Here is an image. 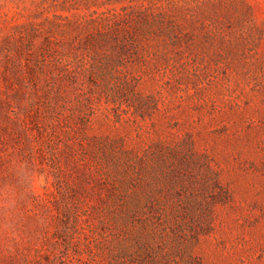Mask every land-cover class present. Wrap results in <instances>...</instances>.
<instances>
[{
    "label": "rangeland",
    "instance_id": "1",
    "mask_svg": "<svg viewBox=\"0 0 264 264\" xmlns=\"http://www.w3.org/2000/svg\"><path fill=\"white\" fill-rule=\"evenodd\" d=\"M0 264H264V0H0Z\"/></svg>",
    "mask_w": 264,
    "mask_h": 264
},
{
    "label": "trees",
    "instance_id": "2",
    "mask_svg": "<svg viewBox=\"0 0 264 264\" xmlns=\"http://www.w3.org/2000/svg\"><path fill=\"white\" fill-rule=\"evenodd\" d=\"M101 39L98 40L97 36H93L91 38L87 37L85 39H83L82 43H81V47L83 48L84 46H87L88 44H93V46H95V50H98L97 48L99 47V45H101L103 43V41L100 43ZM100 43V44H99Z\"/></svg>",
    "mask_w": 264,
    "mask_h": 264
}]
</instances>
